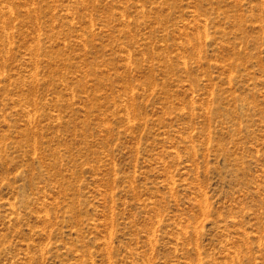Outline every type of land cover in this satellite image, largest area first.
<instances>
[{
    "label": "rangeland",
    "instance_id": "374dc122",
    "mask_svg": "<svg viewBox=\"0 0 264 264\" xmlns=\"http://www.w3.org/2000/svg\"><path fill=\"white\" fill-rule=\"evenodd\" d=\"M0 264H264V0H0Z\"/></svg>",
    "mask_w": 264,
    "mask_h": 264
}]
</instances>
